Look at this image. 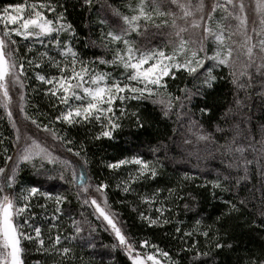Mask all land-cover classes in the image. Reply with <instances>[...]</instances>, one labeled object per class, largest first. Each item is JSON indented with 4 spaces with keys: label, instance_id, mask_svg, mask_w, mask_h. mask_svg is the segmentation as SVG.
I'll return each instance as SVG.
<instances>
[{
    "label": "trees",
    "instance_id": "1",
    "mask_svg": "<svg viewBox=\"0 0 264 264\" xmlns=\"http://www.w3.org/2000/svg\"><path fill=\"white\" fill-rule=\"evenodd\" d=\"M237 2L227 13L212 0H0V14L33 5L55 26L9 43L25 119L54 141L11 182L22 264H133L81 174L139 250L170 264H264V11ZM206 21L223 35L221 60L208 57L212 33L199 49ZM182 45V61L204 53L196 67L155 88L133 79L129 55ZM75 65L119 89L108 116L65 118L55 81ZM9 111L0 96V200L18 143Z\"/></svg>",
    "mask_w": 264,
    "mask_h": 264
},
{
    "label": "rangeland",
    "instance_id": "2",
    "mask_svg": "<svg viewBox=\"0 0 264 264\" xmlns=\"http://www.w3.org/2000/svg\"><path fill=\"white\" fill-rule=\"evenodd\" d=\"M237 1L212 0L211 7L215 8L218 5L222 7L223 11L229 13L231 4L235 3L234 6L241 8L242 4ZM250 7L256 15H261L264 11V0H250ZM206 16V19L209 18L207 14ZM203 26L202 44L200 45L201 47L199 46L200 51L204 50L203 44L210 39L212 33L211 39L215 41L213 48H216L217 54L216 56H210L209 53L208 57L221 60L219 55H221L222 48L225 47L222 41L223 35L221 33L217 34L216 31L213 32L212 29L210 30V26H207V21ZM54 30V24L38 7L33 5L21 4L12 6L0 14V96L10 110L9 112L15 123L18 135L16 151L4 170L5 193L0 200V264H22L19 235L14 222L11 192V182L17 166L27 158L42 153L46 143L51 146L54 143L52 136L48 132L28 125L29 123L25 119L21 106V78L11 63L9 43L17 38L39 39L51 34ZM190 35L192 34L190 33ZM201 39H196L193 43L199 45ZM177 50L176 55L163 52L155 53V51L139 54L138 56L129 55L128 64L133 70V79L141 83L144 88H155L172 71L180 68L193 69L196 67L195 63L204 58V51L200 53L194 49V52L190 53V60L187 57L185 59L188 61L185 62V59L182 61L179 55L185 53L188 55L189 49L187 50L182 45ZM78 66H72L55 81L56 92L62 96V99L71 101L65 113V118L75 120L92 116L97 118L108 116L114 101L117 99L119 89L112 84L106 83L100 76H96L83 67ZM111 122L105 124V128L111 127ZM81 175L80 179L85 185V188L82 189V195L87 199H91L98 216L124 247L132 263L170 264L157 253L135 248L125 234L117 214L110 209L103 189L94 186L83 174Z\"/></svg>",
    "mask_w": 264,
    "mask_h": 264
}]
</instances>
